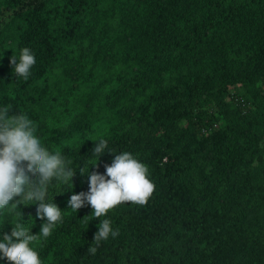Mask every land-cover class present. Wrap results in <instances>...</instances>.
Wrapping results in <instances>:
<instances>
[{"label":"trees","instance_id":"1","mask_svg":"<svg viewBox=\"0 0 264 264\" xmlns=\"http://www.w3.org/2000/svg\"><path fill=\"white\" fill-rule=\"evenodd\" d=\"M5 106L76 171L48 187L63 222L30 242L41 264H264V0H0ZM100 139L114 153L92 155ZM123 152L149 170L147 204L68 208ZM37 207L0 209V240L38 235ZM100 219L119 235L88 254Z\"/></svg>","mask_w":264,"mask_h":264},{"label":"clouds","instance_id":"2","mask_svg":"<svg viewBox=\"0 0 264 264\" xmlns=\"http://www.w3.org/2000/svg\"><path fill=\"white\" fill-rule=\"evenodd\" d=\"M35 63L30 48L21 50L19 62L14 55L10 58L17 78L25 81L29 79L30 69ZM9 111L8 106L0 109V209L10 204L13 208H19L21 204H36L37 216L41 220L46 217V222L42 224L38 235L32 234L20 223L11 228L10 235L4 232L0 240V254L10 264H41L37 251L29 246L30 242L41 235L49 237L57 222H63L58 206L53 202H45L48 187L54 178L64 183L70 181L72 185L76 171L70 167L71 160L60 153L50 154L41 145L35 135L37 126L32 120L24 114L9 116ZM105 152L114 153L108 149L107 141L100 139L95 142L92 155L100 157ZM23 162H27L26 168L22 166ZM84 167L81 169L82 175L88 173ZM26 172L35 176V179H30ZM148 174L147 166L138 162L131 153L116 154L112 164L106 166L105 174L93 172L88 176L89 192L73 194L68 201V208L77 212L87 203L93 209L92 214L100 218L124 203L145 205L155 191ZM15 197L19 199L13 202ZM98 227L93 239L96 247L89 246L88 254L94 255L101 241L107 240L110 234L113 238L119 235L118 229H112L110 219H100Z\"/></svg>","mask_w":264,"mask_h":264},{"label":"rangeland","instance_id":"3","mask_svg":"<svg viewBox=\"0 0 264 264\" xmlns=\"http://www.w3.org/2000/svg\"><path fill=\"white\" fill-rule=\"evenodd\" d=\"M240 88H241V86L238 84L237 88L232 89V91L235 90V91L240 92V91H241ZM232 93H233V92H232ZM228 99H230V95L228 96Z\"/></svg>","mask_w":264,"mask_h":264}]
</instances>
